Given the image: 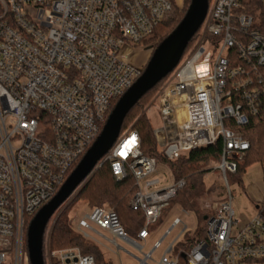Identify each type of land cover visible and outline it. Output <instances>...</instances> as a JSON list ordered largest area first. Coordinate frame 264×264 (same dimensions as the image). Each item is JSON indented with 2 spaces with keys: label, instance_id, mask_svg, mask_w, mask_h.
I'll list each match as a JSON object with an SVG mask.
<instances>
[{
  "label": "built area",
  "instance_id": "obj_1",
  "mask_svg": "<svg viewBox=\"0 0 264 264\" xmlns=\"http://www.w3.org/2000/svg\"><path fill=\"white\" fill-rule=\"evenodd\" d=\"M176 6L178 0H0V264H30L31 219L95 142L113 103L143 73L146 65L132 57L134 49L154 37ZM198 32L193 48L155 96L161 116L155 137L168 160L192 149L206 151L221 141L216 168L229 198L212 206L206 238L189 251L168 257L187 228L177 217L141 263L180 264L182 258L187 264H264V204L239 226L227 178L237 172L250 148L239 128L262 106L264 0H210ZM133 125L120 134L100 165L108 162L117 180L133 176L137 190L129 207L144 212V225L131 236L114 209L95 207L76 229L132 256L123 244L143 254L151 227L187 185L180 179L150 190L160 184L156 178L142 187L141 180L157 162L142 154ZM180 225L155 261L154 252ZM43 254L45 264H96L78 247L51 249L50 234Z\"/></svg>",
  "mask_w": 264,
  "mask_h": 264
},
{
  "label": "trees",
  "instance_id": "obj_2",
  "mask_svg": "<svg viewBox=\"0 0 264 264\" xmlns=\"http://www.w3.org/2000/svg\"><path fill=\"white\" fill-rule=\"evenodd\" d=\"M186 10L180 15V17L176 20L175 25L168 32L164 29L168 26L170 20L175 19V13L178 11L174 8L166 15L154 33L155 36L161 32L159 43L178 25L185 15ZM164 32L166 33L164 34ZM199 33L200 32H197V34L190 41L185 50L184 57L189 53L199 39ZM260 75L262 76L261 109L258 114L250 116V120L247 125L239 128L244 137L250 142V148L247 151L246 158L239 162L237 172L227 174L229 183L231 178L232 180L241 182L247 167L254 163L261 165L264 179V66L260 69ZM165 80L166 79L148 91L130 110L122 126L121 134L128 126L134 124L133 127L137 130L140 136L142 154L155 158L157 163H165L174 174V182L180 179H186V187L190 185V188L193 189L194 186L191 183L192 178L200 172H203L206 168L211 170L213 164L219 163L221 159L222 143L221 141H218L206 151L192 149L182 154L175 160H168L165 155L160 152L155 137L156 128L151 124L148 114L143 111L146 104L149 101H152L158 93ZM116 102L117 101L113 103V107ZM113 107L111 108V111ZM75 167L76 165L73 166L72 170H74ZM229 175L232 177L229 178ZM218 188L224 189L225 186L220 188L216 183H213L209 189L212 192ZM136 190L135 180L132 175H129L126 179L117 180L113 174L110 164L105 162L85 184L80 194L88 201V204L91 206L90 209L95 207L114 209L119 215L120 221L127 234L136 236L138 230L145 223L144 212L142 210L135 211L129 207V201ZM169 206L170 203L163 210L158 223L163 220L165 211ZM205 238L206 225L204 224V226L200 227L194 234L187 233L183 241L175 245V249L178 251L177 254L182 251H189L193 244ZM50 246L53 250L78 247L83 254L92 255L95 258L96 264H113L105 257V254L102 252L97 242L86 238L70 226L66 212H62L53 225L50 233ZM180 264H187V260L180 258Z\"/></svg>",
  "mask_w": 264,
  "mask_h": 264
},
{
  "label": "rangeland",
  "instance_id": "obj_3",
  "mask_svg": "<svg viewBox=\"0 0 264 264\" xmlns=\"http://www.w3.org/2000/svg\"><path fill=\"white\" fill-rule=\"evenodd\" d=\"M189 3L190 0H178V6L175 7L176 11L178 12L175 13V19L170 20L168 26L164 29L166 32L171 30V28L175 25L176 20L187 9ZM166 32H164V34ZM160 38L161 32L156 34L151 40H148L144 46H139L134 49L132 57L138 58V64L143 62L145 65L147 64L153 52L149 48L153 46L156 47ZM205 46L209 50L212 49L208 43H205ZM154 99L155 97L152 99V101H149L146 104L143 112L148 114L151 124L157 128L161 125V116L157 105L154 103ZM130 126H128L127 129ZM216 166L217 164H213L211 170L206 168L203 172H200L194 176L191 180L194 188L191 189L190 185H188V187L181 189L179 193L172 199L170 206L165 211L163 220L151 227V236L146 241L143 254L142 252H139L135 248L126 244H123V246L128 249L135 257L123 251L117 253V249L114 246L110 245L106 241L101 240L97 235H95V238L101 242L98 243V245L105 254V257L113 264H144L141 263V259L144 258V253H149L153 249L154 243L164 238L175 217L181 218L183 223L187 226L185 233L179 238V240L176 242V245L183 241L187 233L194 234L200 227L204 226L206 223V219H204V217L212 212V206L220 200L229 198V192L227 186L225 185L224 178L221 174V171L217 169ZM99 167H97L96 171L99 169ZM229 176V178L232 177L231 175ZM156 178L160 180V184L151 187L150 190L166 188L174 184V174L165 163L159 162L156 164L155 170L141 180L142 187L144 188L147 180ZM213 183H216L220 188L222 186H225V188H218L211 192L209 188ZM85 184L81 185L74 192V194L57 209L55 214L52 216L49 225L47 226L48 228L45 238L51 233L54 221L62 212H66L70 226L74 230L77 229L78 221L86 213H88L91 208V206L88 204V201L80 194ZM229 184L233 196L232 203L235 210V219L238 220L239 226H243L255 216L258 210L256 205L264 204V179L261 165L258 163L251 164L247 167L241 182L232 180L231 178ZM182 228L183 225L176 227L169 235L165 237L162 246L153 254L155 261L162 257L168 245L176 238L180 232V229ZM177 252L178 251L174 249L173 254L168 255V257H174ZM149 264L156 263L150 261Z\"/></svg>",
  "mask_w": 264,
  "mask_h": 264
},
{
  "label": "water",
  "instance_id": "obj_4",
  "mask_svg": "<svg viewBox=\"0 0 264 264\" xmlns=\"http://www.w3.org/2000/svg\"><path fill=\"white\" fill-rule=\"evenodd\" d=\"M210 0H190L185 15L152 52L136 82L120 97L103 129L56 195L31 219L27 228L30 264H45L43 248L47 226L57 209L94 174L101 159L116 143L130 110L141 98L167 77L181 61L208 13ZM207 219V216L204 217ZM57 220V219H56ZM54 221L53 225L55 224ZM183 257L185 255L183 254Z\"/></svg>",
  "mask_w": 264,
  "mask_h": 264
},
{
  "label": "crops",
  "instance_id": "obj_5",
  "mask_svg": "<svg viewBox=\"0 0 264 264\" xmlns=\"http://www.w3.org/2000/svg\"><path fill=\"white\" fill-rule=\"evenodd\" d=\"M258 206H259V205H256L257 208H258ZM175 218H177V217H175ZM175 218H174V219H175ZM174 219H173V220H174ZM172 223H173V221H172ZM171 225H172V224H171ZM95 242H96V241H95ZM97 243H98V242H97Z\"/></svg>",
  "mask_w": 264,
  "mask_h": 264
},
{
  "label": "snow or ice",
  "instance_id": "obj_6",
  "mask_svg": "<svg viewBox=\"0 0 264 264\" xmlns=\"http://www.w3.org/2000/svg\"><path fill=\"white\" fill-rule=\"evenodd\" d=\"M133 141H134V138H133ZM123 154V153H122Z\"/></svg>",
  "mask_w": 264,
  "mask_h": 264
}]
</instances>
